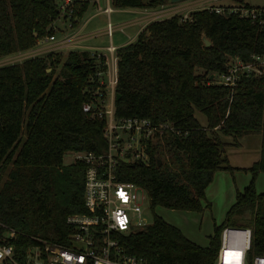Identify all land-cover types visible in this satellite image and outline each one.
<instances>
[{"label":"trees","instance_id":"16d2710c","mask_svg":"<svg viewBox=\"0 0 264 264\" xmlns=\"http://www.w3.org/2000/svg\"><path fill=\"white\" fill-rule=\"evenodd\" d=\"M111 1L118 9L149 10L169 2ZM87 8L81 9L78 22ZM60 18L57 0H0V59L29 52L57 34ZM181 19L150 23L135 42L117 51L116 118L171 122L181 131L179 137L150 144L149 165L141 160L119 163V179L149 193L154 215L152 225L124 236L121 243L144 264H216L223 231L251 229L252 263L255 256H264V193L254 183L264 171V75L243 77L234 88L218 84L217 77L231 59L247 62L264 55V27L239 12L220 15L209 9L192 13L191 21ZM105 72V58L79 51L65 59L53 52L0 67V222L23 234L19 243L29 245L37 237L65 244L72 232L69 216L86 214L87 166H66L64 159L67 153L100 155L107 150L106 122L83 111L85 104L97 103ZM197 113L206 117L205 125ZM244 135L262 139L260 159L245 169L252 182L237 192L224 223L201 247L155 210L203 211L216 173L238 169L226 149L239 146ZM231 136L234 143L223 140ZM246 212L251 213L247 220L242 218Z\"/></svg>","mask_w":264,"mask_h":264},{"label":"built area","instance_id":"2783aa9c","mask_svg":"<svg viewBox=\"0 0 264 264\" xmlns=\"http://www.w3.org/2000/svg\"><path fill=\"white\" fill-rule=\"evenodd\" d=\"M57 1L61 17L58 22L66 26L64 28L67 31H72L81 9L93 0ZM207 9L220 15L239 12L241 18L264 27L263 7L228 12L223 7ZM104 12L110 15L113 8L108 6ZM191 19L186 15L181 21L187 22ZM58 29L57 24L55 31ZM116 30L110 21L106 29L110 44L93 53V56L99 59L105 58L111 91L108 92V85L101 82L103 87L96 93L99 95L97 103L83 106L85 113L93 114L106 122L104 136L107 150L100 155L91 152L74 153L75 162L87 166L84 191L87 212L69 216L67 223L72 232L65 244L32 237L33 242L24 245L19 243L22 233L0 222V264H144L142 260L129 256L121 242L124 236L150 226L147 224V212L151 207V197L144 188L119 179V163L124 160H141L145 165H149L150 144L163 141L165 136L179 137L181 131L171 122L156 124L147 118H116L115 88L118 82L119 48L112 42ZM74 37L70 33L59 40L55 34L39 41L38 44H56L59 41L66 44ZM227 66L228 70L217 77V83L234 88L243 77L259 78L264 75V55H255L247 62L239 58L231 59ZM251 243V229L226 228L222 233V244L216 264H264V256H255L252 263H249Z\"/></svg>","mask_w":264,"mask_h":264},{"label":"rangeland","instance_id":"374dc122","mask_svg":"<svg viewBox=\"0 0 264 264\" xmlns=\"http://www.w3.org/2000/svg\"><path fill=\"white\" fill-rule=\"evenodd\" d=\"M101 5L103 8L106 7L107 0H101ZM251 5L254 7H264V0H184L177 4H173L171 0H169V2L164 6L153 10L150 9V11H154L155 16H157V20H159L161 19V17L158 16L161 13L158 12L164 11L167 8H172V13L170 15L168 14L169 18L173 16L184 17L186 15H189L192 18V13L207 8L224 7L229 8L230 10L238 11L248 9ZM113 8L115 9V13L113 14L114 25L129 20L128 18L130 17V15L127 12L119 11L122 9L115 8L114 6ZM94 13L95 11H93L92 9L88 10L87 14L82 18L79 25L81 26L82 24H84L87 18L94 15ZM104 17L105 16H99L98 18H96L93 21L91 28L96 29L101 22L104 23V27L106 25V20ZM58 25H60L57 31L59 40L63 39L65 35H70V30L68 29L69 31H67L64 26L62 27L63 24L61 22H59ZM103 27H98V29H102ZM131 31L132 30H126L123 33L119 32V30L115 31V45L121 46L122 44H124V42L127 40L125 34H129L131 33ZM65 32L67 33L64 34ZM104 44H110V38L108 36L105 38ZM39 45L40 44H38V46L31 52L11 55L0 59V67L20 64L30 58L47 56L53 52H61L64 55L65 59L70 52L74 51L73 49H55V46L52 45V43L47 42H43L40 46ZM109 80V74L105 72L103 74L102 82L108 85V92L111 91ZM196 117L203 125L207 123L206 117L203 114L197 113ZM258 139V135H244L238 139L239 146H230L226 149V154L231 165L237 167L238 169L234 171H219L216 173L213 183L206 191V201H204L203 211H180L159 207L155 210V214L163 218L169 224L181 230V232L189 240L193 241L201 247H207L210 243V237L214 235L215 227L224 223L227 212L236 202L237 192H243L245 188H247L252 182V173L245 169H248L253 164V162L255 161V155L259 153V149L255 144ZM223 140L228 143L235 142V139L232 136L224 137ZM73 162H75L74 153H67L65 155L64 164L67 166ZM254 183L256 191L259 194L264 193V171H261L258 174ZM206 202L210 204V207H206ZM147 213V224L152 225L154 215L152 214L151 210H149ZM250 216L251 213L246 212L242 216V218L247 220L250 218Z\"/></svg>","mask_w":264,"mask_h":264},{"label":"crops","instance_id":"0c3cea01","mask_svg":"<svg viewBox=\"0 0 264 264\" xmlns=\"http://www.w3.org/2000/svg\"><path fill=\"white\" fill-rule=\"evenodd\" d=\"M108 6H111L113 8V6L111 5V0H107V5L104 8L101 5V0H93L91 3H89L88 8L85 11L83 17L87 14L88 10H90V9L95 11L94 15L89 16L87 18V20L84 22V24H82L81 26L79 24H80L83 17L81 18V20H79V22L77 21L78 25L74 28V30L70 31V33H72L75 36L74 39L69 41L66 44H64L63 41H59L56 44H52L55 46V49H59V50L73 49L74 51L93 53L98 49L106 48L108 45H105L104 41H105V38L107 37V35H106L107 24L110 21L113 23V14L115 13V9L113 8L112 14H110V15L106 14L104 11ZM171 9L172 8H167L164 11L158 12V13H161L158 17H161V19L169 18V15L172 13ZM119 11L127 12L130 15V17L128 18L129 20L126 22L117 23L116 25L113 24L117 29L116 31L119 30V32H121V33H123L126 30H132V31L129 34L128 33L125 34V37L127 38V40L121 46H117L118 48H122L124 46H127V45L135 42L137 40L139 34L150 23L158 21L157 16H155L154 11H150L148 9H122ZM99 16H105L104 18L106 20L105 21L106 25L103 27L104 23L101 22L100 25H98L96 29H92L91 25L93 24V21L96 18H98ZM153 16H155V17H153ZM154 19H156V20H154ZM161 19H159V20H161ZM64 27H66V26H64ZM98 27H103V28L98 29ZM66 33L67 32H65L64 34H66ZM114 36H115V34H114ZM114 36L112 38L113 44H115L114 43ZM258 138L259 139L255 142V144L257 145V148L259 149V153L257 155H255V159H254L255 161L253 162V164L260 159L261 140L262 139H261L260 135H258ZM233 167H235V166H233ZM235 168H237V167H235Z\"/></svg>","mask_w":264,"mask_h":264},{"label":"water","instance_id":"95a60500","mask_svg":"<svg viewBox=\"0 0 264 264\" xmlns=\"http://www.w3.org/2000/svg\"><path fill=\"white\" fill-rule=\"evenodd\" d=\"M182 1H184V0H171V2H172L173 4H177V3H180V2H182ZM203 40H204V43H205L206 47H210V46H211V41L208 40V39L206 38V36L203 37ZM212 78H213V77H212ZM118 99H119V96H117V100H118Z\"/></svg>","mask_w":264,"mask_h":264}]
</instances>
